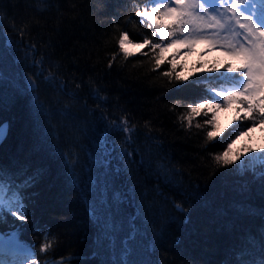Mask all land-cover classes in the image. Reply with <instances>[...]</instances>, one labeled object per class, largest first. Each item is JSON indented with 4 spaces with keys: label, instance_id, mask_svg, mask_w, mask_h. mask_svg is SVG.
<instances>
[{
    "label": "trees",
    "instance_id": "obj_1",
    "mask_svg": "<svg viewBox=\"0 0 264 264\" xmlns=\"http://www.w3.org/2000/svg\"><path fill=\"white\" fill-rule=\"evenodd\" d=\"M145 2L51 0L52 7L40 12L35 0H0V91L4 103L0 121L10 125L0 146V160L47 170L45 178L30 190L33 219L19 233L21 242L36 251L43 240L41 229L50 232L57 238V247L48 264L59 259L66 264H113L126 259L132 264H260L264 191L258 183H250V175L240 178L218 173L211 181L207 179L208 153L222 152L230 134L236 140L240 122L233 120L222 130L219 127L216 141L208 142L203 121L212 113L196 117L191 128L180 119L188 104L207 95L202 83L191 82L210 74L188 70L187 88L166 90V78L151 70L153 62L148 56L138 51L125 60L119 53L113 39L119 36L113 17L130 39L140 41L150 30L138 23L133 4ZM21 28L25 30L23 38L18 35ZM25 41L36 45L34 55L29 54ZM113 53L119 54L109 69ZM41 57L43 64L34 66ZM167 67L162 65L161 70ZM49 72L53 76L45 80ZM29 75L38 80L31 93ZM89 78L108 96L110 116L118 119L126 112L138 124L128 145L133 152L131 161L116 148L107 157L108 167L101 164L91 173L86 167L89 151L103 158V150L73 128L74 123L84 126L93 119L90 110L96 101L86 83ZM61 82L67 85L63 92L57 90ZM75 83H80L81 89L76 90ZM73 93L79 99H73ZM34 97L43 105L39 115L32 108ZM177 100L181 102L178 105ZM85 102L87 107L82 106ZM144 121H151L152 139L145 136ZM196 123L202 128L197 129ZM243 123L250 126L249 121ZM112 139L119 144L123 135ZM38 142L44 145L43 151H33ZM69 152L77 154L78 163L65 174L61 154ZM89 175L95 181L92 185ZM180 201L192 210L190 222L174 208ZM89 205L95 209V217L89 215ZM12 219L5 217L0 233L18 231L19 222L13 224ZM162 224L163 236L154 245V229L158 232ZM129 234L136 240L125 252Z\"/></svg>",
    "mask_w": 264,
    "mask_h": 264
},
{
    "label": "snow or ice",
    "instance_id": "obj_2",
    "mask_svg": "<svg viewBox=\"0 0 264 264\" xmlns=\"http://www.w3.org/2000/svg\"><path fill=\"white\" fill-rule=\"evenodd\" d=\"M35 2L40 12L52 7L51 0H35ZM133 8V15L140 18L138 23L144 25L150 32L144 34V38L140 41L130 39L127 31L120 30L115 25V17H113L114 30L119 32L118 38L113 37V39H116L119 53L123 54L125 60L137 54L132 51L133 49L140 50V55L148 56L153 62L151 70L156 72L158 77L166 78V90L181 91L188 87L185 82L189 81V76L183 72L182 66L181 70L177 71L178 51L169 53L170 49L184 48L187 49L184 55H188L197 44H203L208 50L219 51L221 55L228 58L227 62L220 65L224 71H220L219 68L200 66L210 75L197 77L191 83H202L207 95L202 100L186 106V114L180 119L186 122L188 128L192 127L196 117H208L209 113H212L210 119L203 121V125L208 129L206 140L216 141L220 135L216 113L233 106L236 109L234 119L240 122L237 126V139L241 135H246L251 128L264 125V0H146L142 6L140 3H134ZM18 35L21 38L24 37V28L19 30ZM25 43L27 44V41ZM27 47L29 54L34 55L36 45L27 44ZM144 49H149V51L145 52ZM119 53H113L111 59L108 60L109 69H112L113 60ZM166 54L171 55L172 58L169 59ZM43 62L44 58L41 57L34 61V66L40 67ZM165 64L169 67L161 70V66ZM52 76L53 73L49 72L44 79L50 80ZM26 79L29 92L36 91L38 80L32 75L27 76ZM2 83L3 80H0V85ZM86 83L91 85L90 95L96 101L94 108L90 110L93 119L90 122L86 121L84 126L74 123L73 128L75 133L89 139L97 148L103 150V158L89 151L86 157V167L91 173L92 168L101 164L108 167V163H105L107 157L111 156L116 148L121 149V156L131 161L133 152L129 150L128 145L133 142L137 134L138 124L132 122L126 112L118 119L110 116L107 107L108 96L102 94L103 90L98 88L91 78ZM66 87L67 85L61 82L57 90L63 92ZM81 87L80 83H75L76 90ZM36 99L34 97L31 104L39 115L44 109L42 104L36 103ZM73 99H79L76 93H73ZM180 103L179 100L175 102L177 105ZM82 106L87 107V103L85 102ZM3 107V95L0 91V110ZM65 107L68 106L65 105ZM97 112L99 116H96ZM243 121H249L250 126ZM184 126L182 123L181 127ZM142 127L146 129L145 136L152 139L151 134L154 129L151 121H144ZM195 127L201 129L202 124L196 123ZM9 131L10 125L0 121V146L5 143ZM233 131L235 132L236 129ZM116 134L123 135L119 144L112 139ZM193 134L198 135V133ZM234 142L230 134L229 142L222 152L208 153L207 179L211 181L218 173L222 176L235 174L240 178L250 175V183H258L264 191V154L246 155L244 158L237 155L233 160L230 153ZM43 149L42 143L38 142L33 145V151H43ZM60 162L67 174L78 163L77 154L63 153ZM46 175L47 170L43 166H25L20 162L6 164L0 160V224L5 222V217L14 218L11 220L13 224L19 222L16 225L18 231L8 234L7 238L0 233V253L3 254L0 264H48L49 256L54 255L57 238L50 232L41 229L43 240L36 251L22 243L19 235L28 224L32 223L33 219L30 190L38 185ZM88 182L90 185L95 183L91 175L88 177ZM183 195H189L191 198L190 194ZM197 195H199L198 192ZM174 208L178 213L189 218L188 222H190L192 210L185 206L184 201L175 202ZM89 215L95 217V209L91 205H89ZM37 227L40 226L37 225ZM164 229V224L158 232L154 229V245L157 239L162 238ZM135 240L136 237L129 234L125 238L123 250L127 252L128 247ZM260 246L262 256L260 264H264V232L260 233ZM152 251L154 248L150 249L147 254H151ZM55 264H66V262L59 259L55 261ZM113 264H132V262L131 259H126L118 260Z\"/></svg>",
    "mask_w": 264,
    "mask_h": 264
},
{
    "label": "rangeland",
    "instance_id": "obj_3",
    "mask_svg": "<svg viewBox=\"0 0 264 264\" xmlns=\"http://www.w3.org/2000/svg\"><path fill=\"white\" fill-rule=\"evenodd\" d=\"M132 51L138 52L140 50L133 49ZM173 51H178L177 65L187 73L188 70L205 72L201 69V65H204L205 68L214 67L219 68L221 64L228 61V58L221 55L219 51L208 50L205 45L197 44L195 49L191 51L188 55H184L187 49L181 48L178 50L170 49L169 53ZM205 53H207L205 55ZM168 57L171 59V55ZM187 71V72H186ZM241 115H243L241 113ZM236 116L235 106L224 109L216 113V123L220 130L228 126L233 122L234 117ZM255 154H264V125H258L257 127L251 128V131H248L246 135L239 136L235 140L230 157L234 160L237 155L241 158L246 155H255ZM7 238V235H4ZM3 259V254L0 253V260Z\"/></svg>",
    "mask_w": 264,
    "mask_h": 264
},
{
    "label": "water",
    "instance_id": "obj_4",
    "mask_svg": "<svg viewBox=\"0 0 264 264\" xmlns=\"http://www.w3.org/2000/svg\"><path fill=\"white\" fill-rule=\"evenodd\" d=\"M4 123H7V122H4Z\"/></svg>",
    "mask_w": 264,
    "mask_h": 264
}]
</instances>
